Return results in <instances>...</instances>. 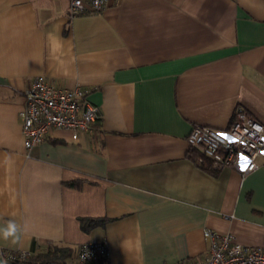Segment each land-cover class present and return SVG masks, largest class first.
Here are the masks:
<instances>
[{"label": "crops", "instance_id": "0c3cea01", "mask_svg": "<svg viewBox=\"0 0 264 264\" xmlns=\"http://www.w3.org/2000/svg\"><path fill=\"white\" fill-rule=\"evenodd\" d=\"M69 0H0L2 251L76 250L104 241L107 264L203 262L204 231L264 245V170L195 165V125L225 131L241 106L264 127V0H108L68 15ZM81 86L95 131L25 150L19 112L35 77ZM258 163L262 158L257 159ZM77 182V187L68 186ZM105 224L84 231L79 219Z\"/></svg>", "mask_w": 264, "mask_h": 264}, {"label": "built area", "instance_id": "2783aa9c", "mask_svg": "<svg viewBox=\"0 0 264 264\" xmlns=\"http://www.w3.org/2000/svg\"><path fill=\"white\" fill-rule=\"evenodd\" d=\"M107 1L69 0L68 15L98 13ZM88 94L89 91L79 85L71 88L54 86L43 76L35 77L23 93L24 103L19 112L25 150L44 142L54 130L69 133L73 142H77L81 134L95 131L101 120V111L89 101ZM186 141L190 150L198 153L195 165L203 170L216 172L230 168L241 176L264 170V127L241 106L234 109L225 131L195 125ZM258 158H262L261 163L257 162ZM244 163L248 166L242 170ZM204 238L208 243V255L203 262L161 264H264V245L244 246L229 233L209 229L204 231ZM26 256L28 253L2 251V258L8 262ZM107 256L104 241H90L79 245L76 250L79 264H107Z\"/></svg>", "mask_w": 264, "mask_h": 264}, {"label": "trees", "instance_id": "16d2710c", "mask_svg": "<svg viewBox=\"0 0 264 264\" xmlns=\"http://www.w3.org/2000/svg\"><path fill=\"white\" fill-rule=\"evenodd\" d=\"M99 126V123L96 125ZM77 182L69 183L68 186L77 187ZM106 220L102 219H79L80 227L84 231H88L95 227H100L105 224ZM72 256V250L63 246H53L45 251L37 252L36 244L28 252V256L17 258L12 261L13 264H67V260ZM90 264V263H87Z\"/></svg>", "mask_w": 264, "mask_h": 264}, {"label": "clouds", "instance_id": "9594fccd", "mask_svg": "<svg viewBox=\"0 0 264 264\" xmlns=\"http://www.w3.org/2000/svg\"><path fill=\"white\" fill-rule=\"evenodd\" d=\"M22 229L13 220H8L6 224L0 225V240H11L13 243L18 242L21 238Z\"/></svg>", "mask_w": 264, "mask_h": 264}, {"label": "snow or ice", "instance_id": "6c2138e0", "mask_svg": "<svg viewBox=\"0 0 264 264\" xmlns=\"http://www.w3.org/2000/svg\"><path fill=\"white\" fill-rule=\"evenodd\" d=\"M242 159H244V158L242 157ZM247 166H248L247 163L242 164L241 165L242 170L245 169V168H247Z\"/></svg>", "mask_w": 264, "mask_h": 264}]
</instances>
